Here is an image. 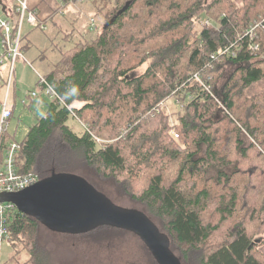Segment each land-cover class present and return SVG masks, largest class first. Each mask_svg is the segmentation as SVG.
Here are the masks:
<instances>
[{
	"label": "trees",
	"instance_id": "16d2710c",
	"mask_svg": "<svg viewBox=\"0 0 264 264\" xmlns=\"http://www.w3.org/2000/svg\"><path fill=\"white\" fill-rule=\"evenodd\" d=\"M60 1L63 3L59 6L60 9L74 4L69 0ZM96 1L91 0L95 11L92 16L88 14V20L97 17L105 20L99 24L95 38L87 40L79 37L78 42L64 52L62 56L67 58L68 72L57 73L58 76L54 67L43 75L45 81L53 87L56 96L46 103V113L36 119L20 142L16 157L18 171H32L39 180L50 177L53 173L80 176L97 190L107 193L111 197L110 201L118 205L112 195L100 188L101 184L91 175L104 182L111 181L119 193L127 195L140 205L136 209L143 211L155 222L159 231L167 237L169 249L182 264H189V259L193 257L197 264H264V257L258 250L260 245H264V240L256 244L259 240H253L251 237L252 227L255 230L261 229L255 223L260 212L264 211V168L261 170L254 162L245 164L249 159V152L254 149L246 147L245 142L254 143L253 137L260 129V123L255 119L260 121L264 107L255 108L254 116L245 113L242 119L233 118L234 90L239 91L242 86H248L264 76V68L261 66V63H264V39L261 40L259 51L250 52L246 40L240 39L236 28L231 26L232 22L228 21V17H222L221 29L217 33L214 34L203 26L198 32L194 31V39L190 42L187 35L181 33L180 28L186 21H195L197 17L193 18V12L187 13L184 10L178 14L177 10L182 8L180 9L177 0H167L170 4L162 11L160 0H146L143 7L150 9L144 13L139 9L135 10L137 0L115 3L103 9L104 12L101 11L103 4L99 6ZM198 2L199 6L203 3L202 0ZM199 6L195 7L196 11ZM124 19H128V29H121ZM69 33L73 37L74 32ZM23 40L21 49L23 47L26 50L28 44L22 46ZM230 43H235L234 57L226 56L219 62L211 59V53ZM126 55L133 57L131 64H119L118 58ZM105 62L114 68L108 69L104 66ZM224 62L240 64V76L235 80L234 74V77L222 86L219 96L223 105L221 109L215 96L197 84L191 78L190 72L211 75L210 84L217 94L215 73ZM208 63L213 64L214 69L207 68ZM142 65V73L129 74V71ZM100 71L111 79L106 76L107 79L102 81ZM157 73L160 76H157ZM94 84L98 85V90L93 92L91 86ZM1 86H4V82ZM171 98L173 102L180 100L179 106L183 108V113L173 112L177 115L174 125L168 123L169 127L165 125L159 130L165 143H162V139L158 141L164 144L161 147L164 154L179 162L178 176L174 181L165 184L162 173L155 172L150 175L140 194H135L131 188L133 183H129L134 179L128 169L135 171L137 165L147 160V156L144 154L146 158L133 165L124 155L122 145L125 143L98 141L97 130L100 131L103 127L115 129L113 122L117 119V111L121 110V105H127L130 107L131 118L124 124L121 132L124 139H119L125 140L126 143H129L127 140H132L129 144L135 151L136 145L133 142L141 144L145 141V128L142 129L138 124L145 123L150 127L154 121L166 119L165 104ZM89 113L92 114L90 118ZM70 117L77 119L81 124L83 129L80 133L68 124ZM226 122L232 124V130L227 135H233L230 136L229 150L226 151L228 154H220L225 152L221 151V148L226 145L224 141L227 140L223 139L220 130ZM173 128L178 130V137H182L183 142H177L179 138H174L177 139L173 140L177 145L175 148H169L165 145L171 144L166 141L164 134L168 135L167 131ZM4 135L2 146L8 137H11L8 131ZM189 139L194 140V150L191 151L186 148ZM261 143L264 144V138ZM218 144L223 145L220 148ZM202 150L203 154L199 155ZM260 157L258 154L257 160ZM89 172L92 174L89 175ZM210 172H214L212 177H206ZM183 174L198 179L203 177L201 187L196 188L193 184L192 190L183 191L178 185L183 179ZM121 176L123 178H120ZM236 179L239 183L234 182ZM210 180L214 181L215 186L227 188L229 191L218 196L215 205L218 221L214 224L206 223L202 216L209 205L210 192L207 183ZM237 210H246L247 221L244 222L243 218L232 221L228 226L226 239L216 246L205 248L208 239L223 223L228 222L229 218H237ZM153 216L159 222L162 221V226ZM6 228L9 234L8 242L14 246L15 255L19 242L27 253L29 264L60 263L54 261L41 242L44 239L42 231L48 228L34 216L23 214L14 208L7 217ZM108 229L125 230L109 224H99L86 231L71 234H75V237L90 234L95 235V238H102ZM175 243L182 246V255L176 253ZM144 246L146 247L145 244ZM146 249L148 250L147 247ZM148 252L150 253L149 250ZM152 258L154 263L158 264L153 256Z\"/></svg>",
	"mask_w": 264,
	"mask_h": 264
},
{
	"label": "rangeland",
	"instance_id": "374dc122",
	"mask_svg": "<svg viewBox=\"0 0 264 264\" xmlns=\"http://www.w3.org/2000/svg\"><path fill=\"white\" fill-rule=\"evenodd\" d=\"M122 1L124 2L125 0H105V2L97 0L96 2L99 6L103 4V8L101 11L104 12V10L109 6H112L115 3L120 4L122 3ZM145 1L146 0H137L134 6L136 7L135 10L139 9L144 13L145 10L150 9V7H143ZM202 1L203 3L199 6L200 2H198V0H177L180 9L182 8L180 11L177 10L178 14H180L181 11L184 10L187 11V13L193 12V18L197 17L195 21H186V23L183 24V26H181L180 28L181 33L187 35L190 42L194 39V31L198 32L201 28H203V26H206V28L209 29L212 33H217L218 30L221 29L220 20L222 19V17H228V21L232 22L231 26L236 28V34L238 36L240 34H243L246 29L256 21V23H258V30H261V40L264 39V37L262 36L264 35V29L261 25V21L264 19V0ZM75 3L76 7L73 6V8L72 5H67L64 10V16L62 15V18H60L62 9H59L58 2L54 10L50 12L48 20H44L46 21V23L43 24L46 25L47 29H41L39 26H26V24H24V40L22 42V46L28 44V47H26V50L22 47L21 56L16 59L17 61L15 62L13 79H11L10 84L7 83L8 76L10 74V66L8 68V64L6 62L0 67V85H2L4 82V86L0 87V98L6 99L8 107L11 106L12 108L11 109L9 107L11 110V117L9 119L8 134L13 135L12 137L8 138L14 139L15 141L17 140L19 142L23 141L29 127H31L35 123L37 118L45 114L47 107L46 103L50 99L49 95L39 85V77H43L44 74L49 72V70L54 67L56 74H60L62 72L64 74L68 72L69 66L67 65V58L62 56L64 55V52L69 50L72 45H75L74 43L78 42L79 37L80 39L87 40L94 39L95 32L98 30L99 24H101V22L105 20L104 18L100 17L94 18L93 21L91 20V25L90 19L88 20V14H90L89 16H92L94 15L93 13L95 11V8H92L93 3L91 4V0H87V2H74V4ZM194 3H196L197 5ZM159 4H162L160 8V10L162 11L165 10L170 3L167 0H160ZM198 6L199 9L196 11L195 7L197 8ZM248 6L251 7L246 10L245 8H247ZM76 9H79L78 11L82 10L84 12V15H80L78 16L79 18H76L73 14ZM60 19L63 22V26L61 28L57 27V23ZM205 21L208 24H205ZM123 23V27L120 28L128 29V19H124ZM53 24L56 25V28H54ZM70 31L74 32L73 37H71L69 33ZM128 55L131 54L128 53ZM184 57H186L185 53ZM60 58H64L66 60L63 61ZM118 59L119 64L124 66L133 61V57H129L127 55L121 56V58L119 57ZM222 64L223 65L221 66L220 70L218 69V72L215 73V89L217 91V94L214 93L215 98L218 100L220 108L223 107L222 102L219 100L220 90L222 86L225 85L226 81L230 79L234 74L236 78L235 80H237V78L240 76V73L238 71V69L240 68V64H232L230 62H224ZM104 66L108 69L114 68L113 65L109 63L107 65L106 62L104 63ZM261 66L264 68V63H261ZM143 70V65L137 66V68L129 71V74L139 75ZM99 76L102 81L110 78L107 76V74L102 75V71H100ZM157 76H160V74L157 73ZM13 85L14 87H12ZM97 86V84L92 85L91 90L93 92L98 90ZM30 90H35L37 92V96L30 98V96L28 95ZM233 93L235 94V111L233 114V118L242 119L244 118L245 113L249 115L252 114L254 116L256 113L254 112L255 108L258 109L259 107H261L262 109V107H264V76L248 86H242L239 91L238 89H235ZM174 102L176 105L174 104ZM174 102L173 98H171V100L167 101L165 104L164 114L165 116H167L166 119H161L158 122L154 121V124L150 127H147L145 123L138 124L137 122L138 126L142 127V129L145 128V131L143 130V135L145 136L143 137V140L145 141H143L141 144L139 142L138 144L136 142H133L136 145L135 151H133V148L130 147L131 145L129 144L132 143V140L129 141L126 139L129 143H126L125 140H121L124 139V137H121V132L125 127L124 124H127L131 118L129 110L130 107H128L127 105H121V110L117 111V119L113 122V125L116 126L115 129L103 127V129H101L100 131L97 130L99 138L98 141L105 142L107 140L108 142H115L117 144L125 143V145H122V148L124 149V155H126L127 160L133 163V165L141 162V160L143 161L146 158L144 154L147 156V160L142 162L143 164L137 165L136 169L134 168L135 171L132 172L131 168L128 169V172H130L129 174H131L134 179L129 183H133L131 185V188H133L135 194H140V190H142L143 187L146 186L150 175L155 172L162 173L165 184L174 181L178 176L177 169L179 167V162L175 159H171L168 155L164 154L165 152H163V149L161 148L162 146H164V144H160V141H158V139H162L161 131L159 130H161L165 125L168 126V123H173L174 125L177 119V115L176 113L174 115L173 112L177 111L178 113H181L183 111V108L179 106L181 105L180 100L177 99ZM253 104H255V106H252ZM88 116L90 118L92 114L89 113ZM255 121L260 123L258 124V127H260V129L257 130L256 136L254 135L253 137V144L251 141L245 142L246 147L254 148L249 152V159L245 161V164L254 162V165L260 166L261 170H263L264 144L261 143V141L264 138V114L263 116L260 115V121H257L256 119ZM68 124L77 133H80L83 129L79 121L77 119H74L73 117L69 118ZM222 126L223 128L220 130V132L223 136V139H226L227 141H224L226 145H224L223 147L222 145L224 144V142L222 145L218 144L217 146H219L220 148L222 147L221 151H225L220 154H228V152L226 151L229 150L228 144H230V136L233 135V133L230 136H228L227 133L232 130V124L226 122L223 123ZM173 129L174 130L169 129L167 131L166 134L168 135L164 134L166 141L171 144L170 146L165 145L169 148H175L177 144L174 141H176L178 138L179 139L177 140V142H183L182 137L181 139L180 137L174 139L175 137L173 136L172 131L178 132V130H176L175 128ZM154 130H158L159 132ZM119 137L121 139H119ZM155 140L157 141L155 142ZM151 141L153 142L151 143ZM162 143H165L163 139ZM186 146L189 151L194 150V140H187ZM202 154L203 150L201 153H199V155ZM258 154L261 155L259 160H257L256 158ZM90 174L92 173L89 172V175ZM213 174L214 172H210L206 177H212ZM91 177L95 179L96 182L101 184V187L97 184L100 188L112 195L113 200L118 205L124 206L125 208L140 207V205L137 202L135 203L133 200H131L130 197L119 193L111 181L104 182L100 179L98 180L97 177H95L93 174L91 175ZM120 178L123 177L121 176ZM120 178L118 179L122 180ZM182 178L183 179L178 185L183 191L192 190L193 184L196 188L201 187V184L203 182V177L198 179L196 177H189L188 174H183ZM234 182L239 183L238 179H236ZM207 186L210 192L209 205L205 212L202 213V216L203 220L206 223L212 222V224H214L218 221V217L215 216V205L218 200V196L222 195V192L229 191H227V188L221 189L220 186H215L213 180H210L207 183ZM104 195H106L108 199L111 200V197L107 193H104ZM236 216V219L232 220L231 218H229L228 222L222 224L219 230L208 239L205 248L216 246L224 239H226V232L229 224L232 221L234 222L235 220L242 218L243 221L246 222L248 214L246 213V210H237ZM256 218L257 215L255 216L254 220ZM154 219L159 225L162 226V221H160V223L156 217H154ZM256 222L257 223L255 224L260 226L261 229L255 230L252 227L251 237L253 238V240L257 238L259 241L256 242V244H258L259 242H262L264 240V211L260 212V214L258 215V220ZM43 230L44 231H42V235L44 239H42L41 242L46 246L50 255L53 256L54 261L60 262L58 264H155L152 256L144 246L142 240L131 231H125L122 229H108L106 233L102 235V238H95V235L92 236L90 234L86 236L75 237V234L71 233L60 232L57 230L52 231L48 229ZM17 243L18 246H16L17 250H15V255V248L13 245H11L6 240L1 242L0 264H29L26 251L22 248L23 246L19 242ZM175 247L176 253L182 255V246L175 243ZM258 250L260 251L259 253L264 257V245H260V249ZM193 258L189 259V264H197L194 262L196 260L195 257Z\"/></svg>",
	"mask_w": 264,
	"mask_h": 264
},
{
	"label": "water",
	"instance_id": "95a60500",
	"mask_svg": "<svg viewBox=\"0 0 264 264\" xmlns=\"http://www.w3.org/2000/svg\"><path fill=\"white\" fill-rule=\"evenodd\" d=\"M3 202L14 204L18 211L34 216L52 231L77 233L99 224L123 228L143 241L158 264H182L149 216L112 203L80 176L53 173L20 191L0 193Z\"/></svg>",
	"mask_w": 264,
	"mask_h": 264
},
{
	"label": "built area",
	"instance_id": "2783aa9c",
	"mask_svg": "<svg viewBox=\"0 0 264 264\" xmlns=\"http://www.w3.org/2000/svg\"><path fill=\"white\" fill-rule=\"evenodd\" d=\"M70 2H87V0H69ZM60 3V7L62 6ZM4 7V9H3ZM93 21V19H91ZM90 20V23H91ZM46 23L42 21L37 12L30 7L28 0H0V67L6 62L8 68L10 66V74L8 76V84L13 79L16 59L21 56V41L23 40L24 24L27 26L47 29ZM205 24H208L205 21ZM92 25V23H91ZM264 29V19L261 21ZM258 23L250 25L246 31L238 37L246 40V46L250 52H257L261 48V36L258 30ZM91 30V28H90ZM264 37V35H262ZM241 41V42H244ZM235 43L224 45L217 51L210 54L213 61H221L223 57L236 55L233 50ZM207 68L214 69L213 64L208 63ZM191 78L199 84L205 91L212 96L214 88L211 86L212 76L208 73L203 75L200 72H190ZM39 85L45 90L50 98L56 96V93L51 85H49L43 77H39ZM30 97H36L37 92L32 90L29 92ZM11 110L8 107L6 99H2L0 103V193L2 192H17L26 187L31 186L39 180L38 176L32 172H19L16 168V156L20 149V143L13 139H7L5 145L2 146L3 137L9 126ZM174 130V129H172ZM173 132V136L178 138V133ZM2 151V152H1ZM16 208L10 202L0 203V244L2 241L9 239V234L6 228L7 217L12 209Z\"/></svg>",
	"mask_w": 264,
	"mask_h": 264
},
{
	"label": "crops",
	"instance_id": "0c3cea01",
	"mask_svg": "<svg viewBox=\"0 0 264 264\" xmlns=\"http://www.w3.org/2000/svg\"><path fill=\"white\" fill-rule=\"evenodd\" d=\"M8 1V0H7ZM29 1V5H30V7H32V8H34L35 9V11L37 12V15H38V17L42 20V21H44V20H48V18H49V16H50V12L52 11V10H54V8L56 7V5L58 4V2H59V4H58V6L60 5V3H61V1L60 0H58V2H57V0H28ZM57 2V3H56ZM69 5H72V8H73V6H75L76 7V3L75 4H69ZM78 6V5H77ZM91 6V5H90ZM66 8V7H65ZM65 8L64 9H62V11H61V15H60V18H62V15L64 16V14H65ZM60 9V8H59ZM79 9H76V11H78ZM75 11V12H76ZM75 12H73V14L75 15V17L76 18H79L78 16H83L84 15V12L82 11V10H80V11H78V12H76V14H75ZM47 18V19H46ZM46 22V21H45ZM54 25V28H56V25L55 24H53ZM58 25H62L63 26V22H62V20L60 19L59 21H58V23H57V26ZM27 26V25H26ZM61 26V27H62ZM58 31V30H57ZM12 87H14V85L12 86ZM30 91H32V90H30ZM29 94V93H28ZM30 98H33V97H30ZM30 98H28V99H30ZM49 99H52V98H50L49 97ZM10 108H11V106H9ZM12 109V108H11ZM12 112H13V110H12ZM46 113V112H45ZM43 116V115H42ZM9 127V126H8ZM7 131H8V129H7ZM12 135L13 134H11V137H12ZM8 139H11V138H8ZM14 140V139H13ZM17 141V140H16ZM18 143H20L19 141H17ZM16 162V161H15ZM16 168H17V166H16ZM18 170V169H17Z\"/></svg>",
	"mask_w": 264,
	"mask_h": 264
},
{
	"label": "bare ground",
	"instance_id": "6f19581e",
	"mask_svg": "<svg viewBox=\"0 0 264 264\" xmlns=\"http://www.w3.org/2000/svg\"><path fill=\"white\" fill-rule=\"evenodd\" d=\"M261 30H259V32H260ZM17 157V156H16Z\"/></svg>",
	"mask_w": 264,
	"mask_h": 264
}]
</instances>
